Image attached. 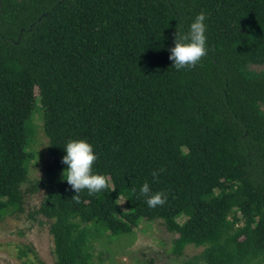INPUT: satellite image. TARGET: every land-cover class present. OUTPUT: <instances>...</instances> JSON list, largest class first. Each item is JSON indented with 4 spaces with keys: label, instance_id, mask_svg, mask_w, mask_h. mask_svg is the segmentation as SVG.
I'll return each mask as SVG.
<instances>
[{
    "label": "trees",
    "instance_id": "trees-1",
    "mask_svg": "<svg viewBox=\"0 0 264 264\" xmlns=\"http://www.w3.org/2000/svg\"><path fill=\"white\" fill-rule=\"evenodd\" d=\"M200 11L207 51L176 70L175 31ZM263 107L264 0H0V222L43 188L31 217L51 221L55 264H94L93 239L143 219L177 235L178 258L203 247L184 264H264ZM37 109L45 180L30 178ZM72 138L93 145V171L108 177L78 201L62 179ZM145 181L163 205L137 196Z\"/></svg>",
    "mask_w": 264,
    "mask_h": 264
},
{
    "label": "rangeland",
    "instance_id": "rangeland-1",
    "mask_svg": "<svg viewBox=\"0 0 264 264\" xmlns=\"http://www.w3.org/2000/svg\"><path fill=\"white\" fill-rule=\"evenodd\" d=\"M31 129L28 146L29 152L33 154L30 178L45 180L46 168L52 157L40 109L34 113ZM45 195L46 190L42 188L39 193L26 196L24 212L9 215L0 222V264H23L26 259L38 262L37 258L45 264H55L51 221L43 216L31 217ZM125 202V198L120 200L122 209H126ZM185 220V217L179 219L180 222ZM176 237V234L166 230L162 220L143 219L131 234L112 236L108 232L93 239V261L94 264H184L190 256L203 250V247L189 245L183 256L178 258L172 253L173 240ZM27 248L34 250L37 256L31 253L28 258L20 257V250Z\"/></svg>",
    "mask_w": 264,
    "mask_h": 264
},
{
    "label": "clouds",
    "instance_id": "clouds-1",
    "mask_svg": "<svg viewBox=\"0 0 264 264\" xmlns=\"http://www.w3.org/2000/svg\"><path fill=\"white\" fill-rule=\"evenodd\" d=\"M207 14L200 11L187 24L186 31H175L174 46L169 49V59L176 70L194 67L207 51ZM183 28V25L181 26ZM65 154L61 162L66 165L62 170V179L75 191L72 198L79 200V193L86 189L89 195L99 193L108 184L105 174L93 171V162L97 159L93 145L86 139H69L63 147ZM163 168L153 170L151 175L156 178ZM137 196H142L149 207L163 205L167 194L162 191H153L145 181L139 187Z\"/></svg>",
    "mask_w": 264,
    "mask_h": 264
}]
</instances>
